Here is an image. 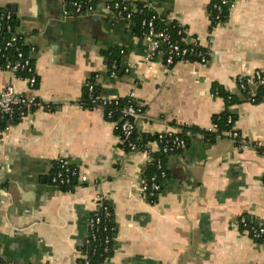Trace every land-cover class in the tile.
Instances as JSON below:
<instances>
[{"label": "crops", "instance_id": "0c3cea01", "mask_svg": "<svg viewBox=\"0 0 264 264\" xmlns=\"http://www.w3.org/2000/svg\"><path fill=\"white\" fill-rule=\"evenodd\" d=\"M112 1L96 0L92 18L76 14L69 0H0V10L14 9L27 47L34 48L38 79L29 91L0 71V90L11 84L40 102L0 137L1 258L82 264L86 224L102 199L112 208L115 233L101 264H264V245L236 223L249 215L264 224V102L244 100L236 82L240 74L264 76V0H229L219 23L208 13L215 0H133L208 50L204 64L171 68L162 54L145 61L147 41L132 22L113 15ZM62 6L67 11L56 19ZM110 49L120 52V77L104 74L103 53ZM91 75L107 97L134 93L145 114L137 128L144 151L127 154L104 112L80 105ZM215 88L239 102L227 106ZM225 110L248 146L239 149L224 134L206 139L213 116ZM165 132L184 134L186 147L164 157L167 177L150 202L142 190L147 153L158 154L150 139ZM58 159L86 180L78 178L67 191L50 185Z\"/></svg>", "mask_w": 264, "mask_h": 264}, {"label": "built area", "instance_id": "2783aa9c", "mask_svg": "<svg viewBox=\"0 0 264 264\" xmlns=\"http://www.w3.org/2000/svg\"><path fill=\"white\" fill-rule=\"evenodd\" d=\"M68 4L78 15L92 14L95 10V0H69ZM230 7L229 0L213 1L208 8L210 19L215 23L221 22L225 17V12ZM109 8L117 19L131 22L135 17L138 18L141 37L148 43L145 61H151L157 54H162L164 65L167 68L173 67L177 62L187 61L200 64L207 62L208 50L202 48L198 41L186 42L184 38L175 39L168 27L157 29V22H163V20L148 4L143 3L139 7L133 0H113ZM33 53L34 48L27 47L18 26L13 24V13L5 9L0 10V71L8 73L13 79L24 81L29 91H34L38 82L32 61ZM111 75L115 76L114 72ZM236 82L239 91L246 95L250 103H256V92L251 94V88L256 87L264 94V76L259 72L253 76L240 74L237 76ZM93 90L94 86L89 84L88 92L91 94ZM130 99L134 100L133 92L130 94ZM117 102L118 98L116 97H101L92 100L96 109H101L103 112L107 107L113 103L117 104ZM261 102H264V98ZM39 107V99L34 95L19 93L11 84L5 85L0 90V137ZM113 114L114 111L109 109L106 111L105 117L111 119ZM119 114L118 120L113 121V123L119 132L121 145L127 149L124 151L127 154L144 151V147L140 148L137 142L139 138L137 128L145 115L142 106L136 102L134 105H126ZM227 124L230 125L231 129L223 134L233 141L239 149L248 146V142L235 130V122L231 117L227 119ZM217 129V124L212 123L206 133L215 134ZM190 133L188 134L193 135ZM156 142L159 145L158 154L147 153L150 174L147 184L142 189L150 201L157 197L161 184L167 177L164 157L185 149L186 136L180 137V134L165 132L156 137ZM253 147L257 150L262 149L258 143ZM78 178L82 182L86 180L84 176H79L77 169L68 161L58 159L49 175V184L59 189L71 190ZM112 219L113 213L109 203L102 199L99 200L86 224L83 264H90L88 254L99 257L109 254L114 239L111 234L114 227L110 226ZM255 222L256 220L252 216L242 215L238 217L236 223L239 229L247 233L252 241L264 245V224ZM0 264L17 263L7 262L0 255Z\"/></svg>", "mask_w": 264, "mask_h": 264}, {"label": "trees", "instance_id": "16d2710c", "mask_svg": "<svg viewBox=\"0 0 264 264\" xmlns=\"http://www.w3.org/2000/svg\"><path fill=\"white\" fill-rule=\"evenodd\" d=\"M95 3H96V0H95ZM136 4L140 7L143 3L136 2ZM1 10H3V9H1ZM5 10L10 11L9 8H5ZM226 13L227 12H225V16H226ZM131 22L134 24L133 27L135 29V32L141 36V30L139 28L138 18L135 17V19ZM13 24L15 26H17V19L14 16V14H13ZM156 26H157V29L168 27L171 35H173V37L175 39L180 40L183 38V33L178 27H175L172 25H166L164 22H157ZM179 32H180V34H179ZM103 54L107 58V61H106L107 62V64H106L107 69L104 72L105 76H109V77L112 76L111 75L112 72H114L115 76H117V77L122 76V67L120 65V52H119V50L110 49V50L104 52ZM89 84L94 86V90L91 94L88 92V85ZM213 93L216 94L217 96L221 97L226 102L227 106L232 105V104H236L239 102L236 97L224 92L220 88H215ZM263 95L264 94L261 92L260 89H256V103H259L263 100V98H264ZM242 96H243L244 100H246V98H247L246 95L242 93ZM101 97H107V96L102 94L101 87H99V85L95 81V76L91 75V77L88 80V83L85 85V87L83 89V94H82V98L80 100V105L85 109H90V110L95 109L96 106H95V103H92V100H94L95 98H101ZM129 104L134 105L135 104L134 100L127 99V98H118L117 104L113 103V105H111L105 109L106 111L109 109L114 111L112 118L108 119V120L111 122H113V121L116 122L119 118V115H120L119 112L121 111V109L124 106L129 105ZM105 110H104V115L106 114ZM229 117H231L233 122L235 121V117L231 113H229L228 110H225L223 113H221L219 115L213 116L212 122L217 124L218 129H217V132L215 134H208V133L204 132V135H205L206 139L209 140V142H213L216 139V137L222 136V134L224 132L229 131L231 129L230 125L227 124V119ZM116 131L118 132L117 129H116ZM191 131H194V130L191 129ZM118 134H119V132H118ZM180 137H185V136H184V134L180 133ZM150 140L156 141V138L155 139L152 138ZM137 142H138L139 147L141 148L142 146H144L146 140H144V139L140 140V138H138ZM122 148L124 150H127L126 147L123 145H122ZM149 174H150V169L148 168V176H149ZM63 190L67 191V189H63ZM155 200L156 199H153L150 202H154ZM110 226L114 227L113 219H112ZM114 233H115L114 231H111V234L113 236H114ZM111 248H112V244H111ZM110 253H111V249H110V252L107 256L99 257L96 255L88 254L89 263L90 264H101L110 256ZM81 262L83 264V261H81Z\"/></svg>", "mask_w": 264, "mask_h": 264}, {"label": "water", "instance_id": "95a60500", "mask_svg": "<svg viewBox=\"0 0 264 264\" xmlns=\"http://www.w3.org/2000/svg\"><path fill=\"white\" fill-rule=\"evenodd\" d=\"M7 8H9L10 9V11L14 14V9L13 8H11L10 6H8ZM66 11H67V6H65V7H61V12H58L59 13V15L57 14V16L55 17L56 19H59L60 18V13L61 14H64V13H66ZM98 14L97 13H92V14H90V15H85L86 17L87 16H92V18H95L96 16H97ZM64 16V15H63ZM72 16V15H71ZM89 17V18H90ZM95 22H96V20H95ZM134 25V24H133ZM93 38L94 39H96L94 36H93ZM29 264H32V263H29Z\"/></svg>", "mask_w": 264, "mask_h": 264}]
</instances>
